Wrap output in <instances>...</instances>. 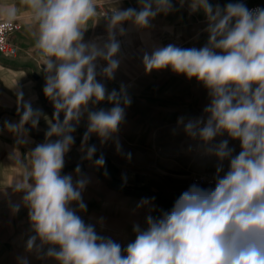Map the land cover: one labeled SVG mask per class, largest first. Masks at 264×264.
I'll list each match as a JSON object with an SVG mask.
<instances>
[{"label": "clouds", "instance_id": "clouds-1", "mask_svg": "<svg viewBox=\"0 0 264 264\" xmlns=\"http://www.w3.org/2000/svg\"><path fill=\"white\" fill-rule=\"evenodd\" d=\"M108 2L114 6L104 13L98 0L0 3L7 27L22 14L29 17L42 92L53 108L49 116L17 88L19 119L0 123V132L11 134L16 145L10 156L20 172L8 188L22 195L19 203L9 199V206L12 215L27 209L25 252L54 264H264V7L250 9L243 0H135L129 7L124 0ZM185 5L189 14H203L207 42L150 44L153 22ZM101 16L103 34L88 37L94 29L89 22ZM133 33L144 45L139 58L145 74L170 71L206 90L202 114L179 116L172 134L187 137L188 153L216 163L211 186L193 182L168 211L154 215L155 198L141 199L134 211L145 210L144 223L133 224L134 239L125 245L103 234V217L84 219L83 194L91 181L81 165L73 173L63 170L82 123L81 161L108 176L104 153L97 155L96 144L89 143L93 136L131 160L119 132L133 103L132 85L121 81L110 89L108 83L129 58L125 48ZM42 119L43 141L21 153ZM121 179L126 184L127 173ZM2 192L8 196L7 189ZM17 264H29L28 255L17 257Z\"/></svg>", "mask_w": 264, "mask_h": 264}, {"label": "crops", "instance_id": "crops-1", "mask_svg": "<svg viewBox=\"0 0 264 264\" xmlns=\"http://www.w3.org/2000/svg\"><path fill=\"white\" fill-rule=\"evenodd\" d=\"M5 2L10 3L12 0H0V3ZM213 2L215 3L217 0H213ZM218 2L223 4L227 0H218ZM244 3L248 7L252 2ZM98 4L114 6L108 0H98ZM123 6H135V0H124ZM18 21L21 23L22 29L13 36V41L19 45L21 53L17 57L9 59L0 56V123L4 120L17 121L19 119L15 103L17 88L24 91L26 100L33 101L34 107L41 108L49 116L53 112L51 104L45 99L42 92L43 72L38 70L36 65V63L40 65L39 56L31 54L36 50L35 39L31 34V21L27 14H22ZM99 21L103 22V19L99 20L98 18L95 22H89V27L94 29L88 32V37L100 35L99 33L103 34V24L96 23ZM153 23L150 44L177 43L183 47H201L207 42V33L203 31L206 26L203 14H189L187 5L168 16H159ZM131 41L132 43L125 48L129 58L118 72L116 81L108 83L110 89L118 87L121 81L132 85L129 91L133 103L126 112L128 123L123 124L119 132L120 143H157V136L164 130L166 143L176 145V148H172L171 152L169 149L171 157L183 160L190 158L191 153L186 151L190 141L183 133L173 135L172 129L176 126L179 116L196 117L202 114L204 106L208 103L206 90L194 79L189 81L170 71L145 74L139 58V49L144 45L135 33L131 35ZM100 107L110 106L102 104ZM46 127L42 119L39 129L30 131L31 143L27 146H20V152L26 153L36 143L42 142ZM75 138V144L69 152L70 154L72 150H78L77 134H75ZM110 143L104 146L110 145ZM231 144L238 152V142L233 141ZM14 147H16L14 137L6 131L0 132V195L5 196L2 190L7 189L8 196L5 197L9 198L11 202L14 198H20L18 194H12L11 188H8L20 172L19 167L10 156ZM197 160L200 162V169L196 170L197 174H214L216 163L214 159L197 156ZM225 167H227V163ZM127 189L136 190L134 187H127ZM7 207H10L9 200H0V208ZM10 215H12L11 211ZM2 222L8 225L6 227H9L8 232H14V222L0 220V223Z\"/></svg>", "mask_w": 264, "mask_h": 264}, {"label": "rangeland", "instance_id": "rangeland-1", "mask_svg": "<svg viewBox=\"0 0 264 264\" xmlns=\"http://www.w3.org/2000/svg\"><path fill=\"white\" fill-rule=\"evenodd\" d=\"M107 7L108 5L98 4L101 13L106 12L111 5L108 9ZM101 19L102 16L99 20ZM96 23L104 24V20ZM31 54L38 55L37 49ZM36 65L38 70H42L41 63ZM127 123L126 120L124 125ZM84 131L85 126L82 123L75 133L78 136V150H72L66 157L64 174L73 173L76 165H81L83 173L90 177L91 181L83 194L88 206L84 219L95 222L96 219L103 217L105 222L103 234L122 244L126 245L134 239L132 232L134 223L141 225L144 223L145 210L134 211L141 199L154 197L157 208L154 215H159L160 211L171 209L175 198L193 183V177L204 175L197 174L200 162L195 153H191L192 156L184 160L171 157L169 149L171 152L176 145L166 143V134L163 130L157 136V143L121 144L125 153H131L130 161L116 153L112 142L101 147L99 139L93 136L89 143L96 144L97 155L102 151L106 158L108 176H105L104 169L98 170L90 162L80 159L79 147ZM123 173H127L128 176L126 184L121 179ZM127 187H134L136 190H129ZM20 195L22 194H18L19 197ZM0 200L8 201L9 198L0 195ZM19 202L20 198H14L13 203ZM0 220L15 223L12 233L8 232L9 227L6 228L8 225L5 222L0 223V264H17V257L23 255H28L29 264H54L52 261L37 260L35 256L25 252L24 243L31 234L27 209L21 207L16 215H10V207L0 208Z\"/></svg>", "mask_w": 264, "mask_h": 264}, {"label": "built area", "instance_id": "built-area-1", "mask_svg": "<svg viewBox=\"0 0 264 264\" xmlns=\"http://www.w3.org/2000/svg\"><path fill=\"white\" fill-rule=\"evenodd\" d=\"M252 2L248 8L264 7V0H243ZM22 29L21 23L17 20L12 27H7L0 21V56L2 58H15L21 53V48L13 41V36ZM212 174H204L193 177V182L201 185L211 186Z\"/></svg>", "mask_w": 264, "mask_h": 264}]
</instances>
